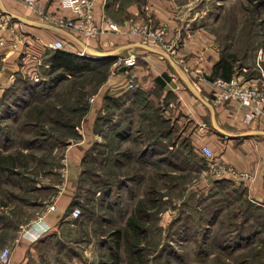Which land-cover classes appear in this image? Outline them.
I'll return each instance as SVG.
<instances>
[{"label": "rangeland", "instance_id": "374dc122", "mask_svg": "<svg viewBox=\"0 0 264 264\" xmlns=\"http://www.w3.org/2000/svg\"><path fill=\"white\" fill-rule=\"evenodd\" d=\"M96 1L91 0L92 11ZM148 1L122 0L113 16L117 21L129 20L127 7L137 4L139 10L145 11L142 15L146 22L140 30L161 45L167 26L156 23L145 9ZM161 1L176 5L174 9L180 18L185 17L184 21L211 25L219 40L224 45L231 44L241 55L251 45L247 73L264 72V0ZM59 2L71 10L64 0ZM92 22L102 30L95 36L98 37L104 28L95 23L93 13ZM29 26L4 14L0 6V52L6 46L12 49L8 59L0 56V74L5 72L0 77V228L26 222L23 226L27 229L36 211L55 209L56 187L67 175V155L79 142V131H85L83 117L108 72L93 71L84 79L71 77L57 85L56 81L46 83L48 90L39 91V96L36 90L22 91L25 81L20 72L6 84V78L13 74L10 71L19 70L15 49L22 50L24 42L31 41L35 33ZM64 27L90 37L79 28ZM62 38L66 40L65 51L89 58L74 40L67 35ZM171 50L175 52V46ZM40 81L51 82L52 78L41 75L39 80L31 79L29 86L35 88ZM51 84L56 85L52 90ZM114 119L113 114L106 122L105 133L104 125L97 120L95 143L83 160L73 206L80 208L81 216L63 223V237L45 239L46 244L36 251V260L30 264H264V208L249 205L242 198H247L243 190L234 189L226 181L201 188L204 179L216 175L204 157H196L195 168L187 170V159L193 155L183 157L180 146L169 151V177L157 168L147 170V162L153 159L139 160L146 143L130 140L120 146L118 128L123 119ZM132 136L141 138L137 131ZM184 138L181 145L189 149ZM171 141L168 146L176 139ZM160 148L158 145L155 150ZM130 218L138 220L141 228L129 226ZM241 223L245 235L236 238L234 225ZM43 234L45 231L35 241ZM7 238L5 234L0 236V255L9 249L10 261L11 249L3 244Z\"/></svg>", "mask_w": 264, "mask_h": 264}, {"label": "crops", "instance_id": "0c3cea01", "mask_svg": "<svg viewBox=\"0 0 264 264\" xmlns=\"http://www.w3.org/2000/svg\"><path fill=\"white\" fill-rule=\"evenodd\" d=\"M1 1L10 13L40 23L43 21V24L47 25L59 27L66 20L76 18L73 11L60 4L59 0H37L34 7L28 6L24 0ZM121 3L122 0L95 2L93 11L95 23L104 28V32L98 37H85L77 30L73 33L65 29L76 38L75 40L65 32L31 25L29 27L35 32L31 34L33 37H30L33 41L24 42L22 50L14 48L18 55L16 60H20L19 66L17 65L19 62L16 63L19 70L10 71V74L13 73L10 75L12 79L6 78V80L9 79L6 84L13 82L19 72L24 77L23 80L25 78L39 80L48 45L57 40L65 44L66 40L62 38L64 35L78 43L82 50L86 51L84 53L88 54L87 57L96 59L94 61L97 63L98 72L102 69H108V72L104 80L99 82L95 99L90 102L88 111L83 117L85 131L84 129L79 131V142L69 150L67 155L65 170L67 175L63 183L56 187L58 191L55 209L45 212L36 211L34 217L28 220L27 229L23 226L26 222L9 227L1 226L0 236L1 234L8 236L3 244L8 245L12 252L9 264H30L29 262L33 259L36 260V251L46 244L45 239L63 237L62 229L65 227L63 223H68L70 219L78 220L72 216L76 208H73V203L79 188L78 176L82 172L83 160L87 152L91 151V146L95 143L93 139L96 135V122L109 112L110 102L107 99L109 97L120 100L119 109L114 115L115 119H123L118 128L122 143L120 146L127 141V136L132 137L136 131L140 136L148 134V126H156L152 122L155 119V112L166 126L169 124L171 127V138L176 139L175 143L168 146L169 142L171 144V138L168 135L165 136L160 128L158 137L161 148L160 151L155 150V160L147 162V170L157 168L159 172L169 177L168 156L173 146H180L179 152L183 157L193 155L192 158L187 159L186 164L189 166L187 170H193L196 157H204L202 148L208 146L215 153L219 164L233 169L236 174L246 173L250 178L228 173L222 178L215 176L204 179L201 188L226 181L234 189L243 190L247 197H242L244 201L264 208V115L253 119L248 118L249 109L238 102H227L219 98L215 80L210 79L215 66L223 57L227 58L230 54L234 56L235 61L232 63L226 60L229 77H239L248 86L264 89V72L260 74L254 70L251 74L247 73L252 46L248 45L246 51H249L241 55L231 48V44L224 45L211 25L203 26L193 20L184 21L185 17L180 18L179 12L174 9L176 5L173 6L172 2L170 6L168 2L149 0L146 2L148 4L145 5V9L153 15L156 23L167 26L166 36L159 45L155 40L147 38L140 30L143 27L142 24L146 22L142 15L145 11L143 8L142 11L139 10L137 4L128 5V12L131 15L129 20L115 19L113 12L121 7ZM110 23L115 24L118 29H112ZM82 37L85 40H82ZM77 39L90 50L82 47ZM173 46L176 48L175 52L171 50ZM6 48L3 53L0 52V56L4 55L5 59H8L12 49L11 46ZM161 51L169 53L171 58L162 55ZM112 52L115 54L111 57L97 55V53ZM129 55H136L137 66L131 68L124 66L122 59ZM109 58L113 60L112 63L102 64V61ZM4 73L0 74L1 78L4 77ZM90 74H85L82 79ZM131 78L136 82L135 89L128 87ZM138 96L147 100L149 110L151 109L148 113L153 112V116L145 118L138 113V101H136ZM106 126V124L103 126L104 133ZM222 131L233 136H225ZM183 138L188 142L189 149H184L183 144L181 145L180 140ZM211 171L214 173L213 170ZM69 209H72L70 214ZM82 228L85 229V226L83 225ZM44 231L45 234L35 241L36 237ZM79 246L83 247L82 244Z\"/></svg>", "mask_w": 264, "mask_h": 264}, {"label": "trees", "instance_id": "16d2710c", "mask_svg": "<svg viewBox=\"0 0 264 264\" xmlns=\"http://www.w3.org/2000/svg\"><path fill=\"white\" fill-rule=\"evenodd\" d=\"M228 58V59H227ZM227 58H224L215 66L214 69V73L213 76H211V80H216L218 78H221L223 80H231V76L229 77V74L226 70V60L230 61L232 63H234L235 58L234 56H231L230 54L227 55ZM91 58H86L83 56H80L76 53H72L69 51H65V50H55V51H49L46 53L45 58H44V66L42 68V75L44 76H48L50 79L52 78L51 82H46V81H40L37 82L35 86V88H32L29 85L31 80L27 79L24 80L25 81V85L23 86V90H30L31 93H34L33 91L36 90V94L39 96V91L40 93H42L43 91L48 90L46 86V83H56V85L61 82L64 81L66 79H69L71 77H75L78 79H82L83 76L85 74L88 73H93V71H97L96 70V66L97 63L94 60H90ZM112 59L109 58L108 60L102 61V64H108V63H112ZM96 63V64H95ZM47 65V66H46ZM233 68V66H232ZM106 70V69H104ZM102 70H100V72H102ZM98 72V71H97ZM98 72V73H100ZM233 73V70H232ZM56 75V76H55ZM30 81V82H29ZM54 83V84H55ZM55 85V86H56ZM44 86V87H43ZM50 86V90H52L53 88H55V86H53V84L49 85ZM48 86V87H49ZM53 87V88H51ZM26 93V92H25ZM30 98H34V97H30ZM27 99V98H26ZM108 101L110 102V106H109V112L107 115L103 116L100 120H98L99 123H102V126L106 124V122L108 123V120L110 118L111 115H115L116 111L119 109V105H120V100L115 99V98H107ZM136 101L138 106H137V111L140 115H142L145 118H149L150 117V113H148L149 111H151V109L149 110V103L147 102V100L144 99V97L142 96H138V98H136ZM146 106V107H145ZM82 107V106H81ZM144 107L146 109H144ZM85 108V107H83ZM155 118L159 121H154V119L152 120V122L156 125H149V130H147L148 134H142L141 138H133V136H127V141L132 140L135 144H137L138 141H140L141 143H146L145 144V148L139 153V160L140 161H147V160H152L155 157V149L156 146H160V138L159 136V129L161 128L163 131V134L165 136H169L171 138V127L166 126L165 122L158 116L157 112H155ZM107 120V121H106ZM163 125L164 127H161ZM172 140V138H171ZM172 142V141H171ZM170 159V158H169ZM249 205H251L252 203H250L249 201H247ZM76 205V203H73V206ZM256 220V219H255ZM249 221V220H248ZM247 221V222H248ZM246 223V222H245ZM129 226H132L134 228V230L136 229H140L141 228V224L138 220H136L135 218H130L129 222H128ZM235 232H237L238 234H236V238H240V237H244L245 234H243V230L242 228L244 227V223L241 224H235ZM233 232V233H235Z\"/></svg>", "mask_w": 264, "mask_h": 264}, {"label": "built area", "instance_id": "2783aa9c", "mask_svg": "<svg viewBox=\"0 0 264 264\" xmlns=\"http://www.w3.org/2000/svg\"><path fill=\"white\" fill-rule=\"evenodd\" d=\"M26 1L31 7H34L37 4V0ZM64 2H66L65 5L70 7L76 14V20L74 21L75 23L73 21L62 23L61 26H59L60 28H63V26L79 28L82 33L90 37H95L102 31L92 22L93 3H91V0H64ZM109 25L112 29H118L115 24L110 23ZM63 29H65V27ZM163 33L164 31L161 30L160 35L162 36ZM48 48L51 50H65V44L63 41L57 40L56 42L49 44ZM122 60L126 68L137 66L136 55H129ZM215 83L217 89L219 90L218 97L223 101L238 102L248 108V118L253 119L257 116L264 115V89L248 86L239 77H234L229 81L218 78L215 80ZM128 87L130 89H135L137 87L133 78L129 80ZM202 154L207 159L211 170L214 171L217 177L222 178L230 173L246 179L250 178V176L246 173L236 174L233 169L226 168L225 166L219 164L216 161L215 154L210 147L204 146L202 148ZM72 216L75 219L79 218L81 216L80 208L76 207L72 212ZM9 256L10 250L5 249L0 255V264H8Z\"/></svg>", "mask_w": 264, "mask_h": 264}, {"label": "water", "instance_id": "95a60500", "mask_svg": "<svg viewBox=\"0 0 264 264\" xmlns=\"http://www.w3.org/2000/svg\"><path fill=\"white\" fill-rule=\"evenodd\" d=\"M0 6H1V8H2L4 14H6V15H8V16H11L15 21L22 22V23H25V24H30V25H33V26H39V27H42V28L55 29V30H58V31H60V32H65V33H67L68 35L72 36V37L76 40V38H75L73 35H71L68 31H66V30L63 29V28H60V27H57V26H52V25L43 24V23H40V22H37V21L29 20V19H27V18H25V17H22V16H19V15H15V14L10 13L9 11H7V10L5 9V7L3 6L1 0H0ZM77 41L81 44L82 47L86 48L88 51L90 50V49L87 48V46H86L81 40L77 39ZM146 47H147V46H146ZM150 49H152V48H150ZM115 52H116V51H115ZM115 52H112V53H110V54L97 53V55H98V56H101V57H111V56H113V55L115 54ZM160 53H161L162 55L168 57V58H171L170 54L167 53V52H164V51L162 52V51H161ZM172 63H173V61H172ZM173 65H174V64H173ZM174 66H175V65H174ZM197 93H198V92H197ZM214 124L216 125L215 120H214ZM222 133L225 134V136H228V137H232V136H233V135H231V134H229V133H227V132H223V131H222Z\"/></svg>", "mask_w": 264, "mask_h": 264}]
</instances>
